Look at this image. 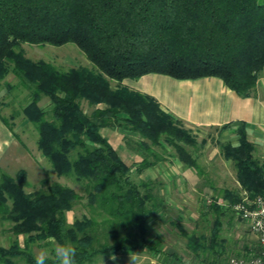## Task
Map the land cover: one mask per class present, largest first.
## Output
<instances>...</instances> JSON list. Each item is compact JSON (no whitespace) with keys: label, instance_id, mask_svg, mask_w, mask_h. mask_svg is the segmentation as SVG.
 <instances>
[{"label":"trees","instance_id":"trees-1","mask_svg":"<svg viewBox=\"0 0 264 264\" xmlns=\"http://www.w3.org/2000/svg\"><path fill=\"white\" fill-rule=\"evenodd\" d=\"M70 43L92 68L61 71L26 58L20 49L21 44ZM263 70L261 0H0V88L13 75L28 90L20 113L0 118L10 129L20 114L33 124L37 150L57 177L74 180L83 193L59 183L27 193L25 170L14 177L0 170V220L11 224L14 236L10 246L0 245V264H36L34 245L69 244L77 250L76 264H97L126 253L163 256L149 229L164 204L159 185L136 183L131 166L101 131L108 123L139 136L131 148L142 157L138 175L166 161L155 148L173 149L185 168L200 171L187 148L198 142L155 98L124 81L148 74L177 80L213 77L239 97L251 98ZM5 87L10 95L14 85L6 82ZM43 97L48 108L39 104ZM237 134L238 145L218 143V148L233 163L240 188L253 197L264 195V163L254 155L245 123ZM85 198L89 214L69 222L68 213ZM210 201L216 217L209 233H189L181 224L176 228L196 257L209 253L217 264L228 247L223 218L239 196L224 190L223 198ZM45 264H57L55 252Z\"/></svg>","mask_w":264,"mask_h":264},{"label":"rangeland","instance_id":"rangeland-1","mask_svg":"<svg viewBox=\"0 0 264 264\" xmlns=\"http://www.w3.org/2000/svg\"><path fill=\"white\" fill-rule=\"evenodd\" d=\"M261 1L264 2V0ZM20 49L26 58L33 61L43 60L61 71L81 67L92 68L85 54L72 43L61 47L21 44ZM6 82L14 85L10 95L6 93ZM3 83L4 86L0 88V102H5L3 106L0 104V112L5 117L13 113H20L21 108L27 103L28 90L24 89L13 75H8ZM112 84L115 87L117 82ZM48 103V99L43 97L39 104L48 108ZM83 108L88 113L92 111L87 102H83ZM12 124H14L17 145L16 149H12L15 154L10 153V155L14 154L13 157L8 155V158H11L7 159L9 160L8 167L4 166L2 171L14 177L19 170H25L27 174L25 191L27 193L53 183H59L73 187L82 195L80 184L70 178L57 177L50 163L37 150L38 133L33 124L27 122L21 114ZM102 132L116 147L121 157L131 166L133 169L131 176L136 183L150 181L158 183L157 193L164 200V204L156 209L154 217L149 222V229L151 239L160 243L164 249V255L158 256L148 252L126 253L115 256V260L112 258L101 259L97 264H214L213 257L209 253L196 257L188 249L187 240L182 237L176 225L181 224L189 233H209L216 217L209 208V200L223 198L224 190L235 192L240 190L233 163L227 161L220 153L215 143L216 136L199 137L196 147L187 146L198 159L201 166L200 171L185 170L184 166L174 157L173 149L167 148V151L164 152L161 148H155L157 154L166 158V161H162L154 168L147 169L138 175L135 168L140 164L142 157L135 154L131 148L139 136L126 128L117 125L112 127L108 123L103 126ZM205 138L207 139L205 140ZM203 141H206L208 145L204 146ZM254 155L262 164L264 163V153L261 149L256 147ZM150 159L154 160V157L150 156ZM44 181L46 184H43ZM87 203L86 198L77 203L74 210L68 213L69 222L72 223L76 218L89 214ZM10 227L9 222L0 220V245L3 247L10 246L14 240ZM222 237L230 242L234 241L238 247H234V252L229 251L231 253L229 255L225 253L217 261V264H227L226 256L248 255L251 252L244 253L243 246L252 248L257 244V238L250 235L231 211L223 218ZM18 239L22 243L23 237L20 236ZM55 247L56 245H34L32 252L37 257L44 251L47 257H51L55 252ZM172 254L175 255L174 259ZM176 257L178 260L175 259Z\"/></svg>","mask_w":264,"mask_h":264},{"label":"crops","instance_id":"crops-1","mask_svg":"<svg viewBox=\"0 0 264 264\" xmlns=\"http://www.w3.org/2000/svg\"><path fill=\"white\" fill-rule=\"evenodd\" d=\"M124 84L155 98L161 109L180 121L196 139L216 136V145L218 143L238 145L237 130L241 124L245 123L250 142L264 153V70L254 96L251 98L239 97L226 87L221 79L213 77L177 80L166 75L148 74L138 80H125ZM0 116H3L1 112ZM13 127L14 124H12V129L8 128L0 118L1 171L4 166L8 167L11 159L8 155L15 154L12 149H16L17 140ZM207 145L208 143L205 146ZM177 161L181 163L179 159ZM184 169L191 170L185 167ZM236 246L238 247V244L235 245L234 241L228 240L226 254H231L229 251L234 252ZM243 247L244 253L252 252L254 248V246L252 248Z\"/></svg>","mask_w":264,"mask_h":264},{"label":"built area","instance_id":"built-area-1","mask_svg":"<svg viewBox=\"0 0 264 264\" xmlns=\"http://www.w3.org/2000/svg\"><path fill=\"white\" fill-rule=\"evenodd\" d=\"M238 196L239 201L231 206V210L247 231L257 238V244L251 253L233 256L227 264H264V195L253 197L240 188Z\"/></svg>","mask_w":264,"mask_h":264},{"label":"clouds","instance_id":"clouds-1","mask_svg":"<svg viewBox=\"0 0 264 264\" xmlns=\"http://www.w3.org/2000/svg\"><path fill=\"white\" fill-rule=\"evenodd\" d=\"M55 255L57 257V264H76V254L77 250L75 247L64 244L56 246ZM112 259L115 260V255L112 256ZM47 260L46 252L42 251L39 256L36 257V264H45Z\"/></svg>","mask_w":264,"mask_h":264}]
</instances>
